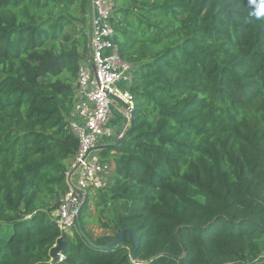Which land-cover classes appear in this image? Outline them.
<instances>
[{"label": "trees", "instance_id": "16d2710c", "mask_svg": "<svg viewBox=\"0 0 264 264\" xmlns=\"http://www.w3.org/2000/svg\"><path fill=\"white\" fill-rule=\"evenodd\" d=\"M115 3L134 123L101 151L110 169L81 210L88 240L54 213L79 147L90 2L0 0V264H264V18L249 0ZM91 203L114 235H90ZM126 227L139 263L127 234L96 246Z\"/></svg>", "mask_w": 264, "mask_h": 264}, {"label": "built area", "instance_id": "2783aa9c", "mask_svg": "<svg viewBox=\"0 0 264 264\" xmlns=\"http://www.w3.org/2000/svg\"><path fill=\"white\" fill-rule=\"evenodd\" d=\"M89 2L82 26L89 36L88 52L80 62L70 119V128L79 139V147L72 165L75 170L71 183L67 181L69 190L54 213V222L62 234H70L77 226L86 195L106 184L110 164L102 157L101 151L107 146H102V140L110 139V145L119 143L133 120L132 66L122 59L115 41L112 22L115 0ZM113 113L119 116L116 124L111 123ZM63 258L60 253L59 260Z\"/></svg>", "mask_w": 264, "mask_h": 264}, {"label": "water", "instance_id": "95a60500", "mask_svg": "<svg viewBox=\"0 0 264 264\" xmlns=\"http://www.w3.org/2000/svg\"><path fill=\"white\" fill-rule=\"evenodd\" d=\"M118 99V98H117ZM121 103H123L122 100L118 99ZM124 104V103H123ZM125 105V104H124ZM131 127L129 128V130L127 131V133H129L131 131V128L133 126V120L131 122ZM75 168H72L69 173L67 174V181L69 183H71V176L74 172ZM88 195H86L85 197V200L87 199ZM80 216H81V213L78 215V218H77V227L79 229V231L84 235L86 236V238L88 240L89 237L87 236V234L83 231V229L81 228V222H80ZM126 234L128 235V239L130 240V242L132 243L133 245V250H132V260L135 261V262H140L139 260V257H138V254H137V250H138V247H139V236L137 234V232L133 229V228H130V227H126V228H123L121 230V232L115 236V238L113 240H110L109 242H107L106 244H103V245H96L98 248L102 249V250H109V249H112L114 246L122 243L125 239V236ZM95 245V244H94ZM66 246V240L63 239V237H59V239L57 240V243L56 245H54L52 248H51V256L54 258V261H58L59 260V254L62 253V251L64 250Z\"/></svg>", "mask_w": 264, "mask_h": 264}, {"label": "rangeland", "instance_id": "374dc122", "mask_svg": "<svg viewBox=\"0 0 264 264\" xmlns=\"http://www.w3.org/2000/svg\"><path fill=\"white\" fill-rule=\"evenodd\" d=\"M119 104L122 105L121 103H119ZM90 193H92V191ZM86 227H87V230L90 233V235L93 236L94 238H99V237H102L104 235H114V232L112 230L105 229L102 226V223H101L100 218H99V213L93 207L92 203H91V207L88 211V222H87Z\"/></svg>", "mask_w": 264, "mask_h": 264}, {"label": "clouds", "instance_id": "9594fccd", "mask_svg": "<svg viewBox=\"0 0 264 264\" xmlns=\"http://www.w3.org/2000/svg\"><path fill=\"white\" fill-rule=\"evenodd\" d=\"M249 3L253 5L250 15L258 20L264 18V0H249Z\"/></svg>", "mask_w": 264, "mask_h": 264}, {"label": "crops", "instance_id": "0c3cea01", "mask_svg": "<svg viewBox=\"0 0 264 264\" xmlns=\"http://www.w3.org/2000/svg\"><path fill=\"white\" fill-rule=\"evenodd\" d=\"M118 118H119L118 114L117 113H113V118L111 120V123L112 124H116L118 122V120H119ZM109 142H110V139H103L102 140V144H104V145H102V146H105V145L108 146V145H110ZM71 162H72L71 164L73 165L74 161H71ZM73 178H74V180H76L77 174H75Z\"/></svg>", "mask_w": 264, "mask_h": 264}]
</instances>
